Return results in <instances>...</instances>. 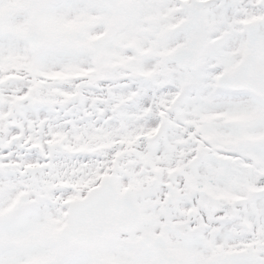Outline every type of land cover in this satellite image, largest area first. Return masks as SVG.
I'll return each instance as SVG.
<instances>
[{"label":"snow or ice","instance_id":"snow-or-ice-1","mask_svg":"<svg viewBox=\"0 0 264 264\" xmlns=\"http://www.w3.org/2000/svg\"><path fill=\"white\" fill-rule=\"evenodd\" d=\"M0 264H264V0H0Z\"/></svg>","mask_w":264,"mask_h":264}]
</instances>
